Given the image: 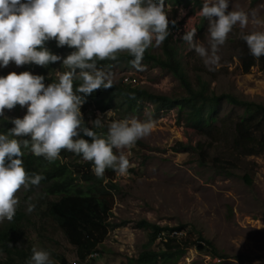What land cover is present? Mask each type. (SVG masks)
<instances>
[{"label":"rangeland","instance_id":"374dc122","mask_svg":"<svg viewBox=\"0 0 264 264\" xmlns=\"http://www.w3.org/2000/svg\"><path fill=\"white\" fill-rule=\"evenodd\" d=\"M185 1L178 5L181 23L180 29L174 31V39L185 63L203 68L202 76L210 81V88L216 94L234 93L264 103V69L257 64L249 72H244L235 41L240 32L264 31V0H230V10L245 11L249 14V22L244 29L235 26L228 34L224 44L219 47L218 66L211 72L206 70L194 51L180 40L184 30L195 28L194 42L206 46L207 21L196 15L199 8L194 6V0ZM170 5L162 3L163 10H170ZM199 23L202 24L201 30L197 29ZM150 50L159 53L161 45ZM65 55L64 52L60 54L61 57ZM58 62L55 65L25 64L19 67L10 62L0 68V75L10 71H29L44 76L43 82L47 85V80H57L66 71ZM141 64L142 71L133 69L129 61L98 69L110 73L113 83L129 75L137 80V85L154 92L169 95L185 93L179 80L167 69L148 61H141ZM86 106L83 103L80 106L82 123L88 122L90 125L97 116L101 122L120 119L121 113L117 110L101 112L95 111L91 105ZM25 111L26 108L19 105L11 110L5 109L4 116L0 117V132H6V120L10 123L11 118L22 117ZM242 114V107L225 100L215 107L214 119L204 128H216L211 138L214 144L212 155L232 150L235 123ZM132 117L151 120L153 129L150 135L138 140L129 149L122 150L129 166L124 175L113 174L117 188L112 190V210L108 218L110 226L99 248V256L85 262L79 260L75 247L58 223L42 216L40 210L44 209L43 205L36 207L35 202L41 197V186L37 185L29 186L27 190L23 187L18 189L14 194L18 203L13 219L0 222V230L18 225L17 230H11L12 243L18 246L17 250L23 256L21 259L15 253L17 263L27 264L31 249L37 248L48 250L53 264H59L62 257L73 264H130V258H136L148 243V229L137 227L138 221L147 219L160 225H182L185 234L191 233L193 241L201 233L221 254L214 256L193 245L173 264H264V152L241 156L244 160L241 167L234 169L235 173L227 174L217 171L210 161L200 163L195 152L173 150L177 141L193 145L198 141H210V137L201 130L185 124L177 107L156 112L154 104L146 101L141 113ZM131 168L135 171H130ZM246 170L252 176V184H247L242 177ZM28 203L34 205L30 213L25 211ZM20 215L22 219L16 223ZM159 241L151 248L157 250ZM8 256L7 252L0 251V262H6ZM158 264L172 263L159 261Z\"/></svg>","mask_w":264,"mask_h":264},{"label":"clouds","instance_id":"9594fccd","mask_svg":"<svg viewBox=\"0 0 264 264\" xmlns=\"http://www.w3.org/2000/svg\"><path fill=\"white\" fill-rule=\"evenodd\" d=\"M196 15L207 21L206 46L194 42L195 28L184 30L180 40L194 51L207 71H215L219 47L235 26H247L249 14L230 10V0H202ZM169 23L175 25L176 21H169L162 0H0V68L10 62L19 67L59 61L57 64L66 69L57 80H47V85L44 76L29 71L0 75V117L5 109L16 105L26 108L22 117L10 119L12 127L0 132V222L13 219L17 190L37 185L41 186V197L35 205H43L42 216L52 218L46 214L45 203L37 204L43 195V175L25 171L22 149L49 162L56 158V162L66 161L67 157L58 155L62 149L70 151L91 162L97 178L106 168L120 175L127 172L129 161L122 150L150 135L151 120H113L106 125L105 134L97 136L93 128L100 127L99 116L91 120V127L85 126L80 106L83 97L94 90L113 87L111 74L98 69L97 61H115L118 52H126L132 57L131 67L142 71L145 51L158 47L169 36ZM239 38L253 58L264 56V31L240 32ZM50 40L58 48L73 50L61 57L45 46ZM74 78L79 81L75 91ZM122 79L137 83L129 75ZM47 199L57 196L50 194ZM33 208L28 203L25 211L30 213ZM98 256L99 252L93 251L89 259ZM27 264L53 262L48 250L32 248Z\"/></svg>","mask_w":264,"mask_h":264},{"label":"trees","instance_id":"16d2710c","mask_svg":"<svg viewBox=\"0 0 264 264\" xmlns=\"http://www.w3.org/2000/svg\"><path fill=\"white\" fill-rule=\"evenodd\" d=\"M184 2L186 1L162 0L163 4H171V9L165 8L164 12L169 21H176V23L175 25L169 23V36L161 43V51L154 53L150 48L147 49L142 61L153 62L170 71L179 80L185 93L169 95L154 92L147 87L124 82L121 78L118 83H113L111 88H100L84 96L83 106L91 105L95 111L101 112L117 110L121 113L119 114L120 119L130 118L132 115L141 113L146 101H151L154 104L156 112L165 108L177 107L185 124L201 130L210 137V141H198L196 145L177 141L172 147L173 150L195 152L200 163L206 164L210 161L217 171L233 174L235 173L234 169L240 168L241 163H244L241 156L264 152V103L240 97L234 93L216 94L210 88V81L203 78L201 73L203 68L197 64L190 66L185 63L174 39V30L180 24L178 5ZM201 4L202 0H194V6L200 8ZM197 29H202L201 23L197 25ZM235 41L237 56L244 72H249L257 64L264 69V56L259 59L253 58L239 35ZM45 46L58 55L61 52L68 54L73 50L67 46L56 47L54 40L47 41ZM116 55L115 61H97V67L111 66L132 59L126 52H118ZM48 65L55 64L49 63ZM78 83L79 81L74 78V91ZM223 100L242 107L243 114L235 123L232 150L225 154L212 155L211 149H214V144L211 138L216 133V128L209 127L208 130L204 128L214 119L215 107ZM109 122L111 121L101 122L100 127L93 128L97 136L105 134L106 125ZM4 123L7 129L12 127L7 120ZM83 124L92 126L88 122H83ZM84 138L89 139L88 137ZM22 152L21 159L25 171L29 174L43 175L40 182L44 196L42 195V199L37 204H46V214L51 216L61 227L68 241L75 247L79 260L87 261L93 251L99 252L109 231L108 218L112 210V190L117 188L116 182L113 181V170L106 168L103 176L97 178L91 171V162L82 160L80 156L70 151L62 149L58 156L69 159L57 162L55 160L49 162L43 157L33 156L27 149H22ZM130 171L134 172L135 170L131 168ZM242 177L247 184H252V176L247 170ZM50 194H55L57 199H47ZM20 219H22V215L17 216L15 222H19ZM137 227L148 229L149 240L136 258H130V264H158L159 261L173 264L188 247L193 245L202 252L221 256L213 243L201 233L196 241L191 239V233L172 236L173 230H184L182 225H160L142 219L137 222ZM17 229L18 225L14 224L12 229L0 230V251L7 252L9 255L7 261L0 262V264H18L17 256L23 259L22 252L17 250L18 246L12 243L11 230ZM160 236L162 239L159 241V248L157 250L151 248ZM15 253H17L16 259ZM59 264L73 263L62 257Z\"/></svg>","mask_w":264,"mask_h":264},{"label":"built area","instance_id":"2783aa9c","mask_svg":"<svg viewBox=\"0 0 264 264\" xmlns=\"http://www.w3.org/2000/svg\"><path fill=\"white\" fill-rule=\"evenodd\" d=\"M126 81H128V78H126ZM133 81H135V80H133ZM185 231L184 230H173L172 232H171V235L172 236H182V235H185ZM162 238H161V236L159 237V239L158 240H161ZM202 244H204V242H201ZM93 255H97V253H94Z\"/></svg>","mask_w":264,"mask_h":264}]
</instances>
